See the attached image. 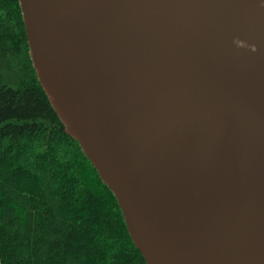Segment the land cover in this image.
<instances>
[{
	"label": "water",
	"instance_id": "95a60500",
	"mask_svg": "<svg viewBox=\"0 0 264 264\" xmlns=\"http://www.w3.org/2000/svg\"><path fill=\"white\" fill-rule=\"evenodd\" d=\"M18 3L145 264H264V0Z\"/></svg>",
	"mask_w": 264,
	"mask_h": 264
},
{
	"label": "trees",
	"instance_id": "16d2710c",
	"mask_svg": "<svg viewBox=\"0 0 264 264\" xmlns=\"http://www.w3.org/2000/svg\"><path fill=\"white\" fill-rule=\"evenodd\" d=\"M0 264H145L38 82L18 0H0Z\"/></svg>",
	"mask_w": 264,
	"mask_h": 264
},
{
	"label": "clouds",
	"instance_id": "9594fccd",
	"mask_svg": "<svg viewBox=\"0 0 264 264\" xmlns=\"http://www.w3.org/2000/svg\"><path fill=\"white\" fill-rule=\"evenodd\" d=\"M253 51H255V48H253Z\"/></svg>",
	"mask_w": 264,
	"mask_h": 264
}]
</instances>
